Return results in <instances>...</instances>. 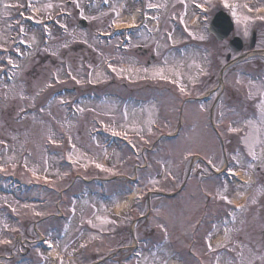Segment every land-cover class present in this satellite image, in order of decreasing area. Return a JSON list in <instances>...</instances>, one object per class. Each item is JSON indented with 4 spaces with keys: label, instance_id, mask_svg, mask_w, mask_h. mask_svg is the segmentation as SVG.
<instances>
[{
    "label": "rangeland",
    "instance_id": "rangeland-1",
    "mask_svg": "<svg viewBox=\"0 0 264 264\" xmlns=\"http://www.w3.org/2000/svg\"><path fill=\"white\" fill-rule=\"evenodd\" d=\"M66 1H70L71 4L67 5ZM90 1L93 2V0H0V166H4L0 175L4 172L8 176L16 175L15 177L30 184L33 189L20 192L14 188L13 195L9 197L0 194V204L3 206L11 204L17 208L16 212L21 218L25 215L28 223H32V225H24L23 234H21L24 237L23 240L27 238L28 241L29 237H33L32 233L35 235L48 233L55 237L57 232L53 230L57 228L56 231H58L62 226H66L63 225L65 221L60 219L59 213L65 211L66 203H63L61 193L67 190L65 198H67L68 207H77V213L73 218L77 220L81 218V223L88 225L89 219L92 220L97 214L100 219L92 221V224L96 225L92 228L100 230V234L103 232L114 236L113 244L108 245L110 249H116L121 245L132 246L129 238L130 231L135 230L137 237H140V233L149 234L152 229L161 231L160 235L157 233V237L177 239L176 249H185L189 246L187 241H193L192 237L188 239L185 237L187 228L190 227L189 230L195 231L194 228L198 223L212 219L210 223L202 225L205 234L200 236L207 237L208 235L222 240L225 239L226 234H229V241L223 244L224 253L221 248L223 246L218 245L220 240L212 245L211 252L206 246L207 242L201 238L200 243L193 249L204 258V264H227L229 260L234 261V264H249V262L264 264V126L258 125L264 120V114L262 115L264 108L259 107V114L256 118H259V121L251 119L252 121L246 123L248 124L246 127L242 126L243 152L236 137L233 138L234 132L232 131L228 132L230 140L226 143L223 145L219 143L216 147L210 144L207 148L206 144L209 142L206 138L212 127L211 111L209 110V115L202 112L204 103L199 102L197 95H183L178 87V85H183L187 92L200 91V94H204L211 88L212 90L208 93L210 97L203 101H205V107H211L215 103L216 95L220 92V88L217 87V75L219 67L225 63L226 51L225 55L222 54V44H217L207 36L205 32L208 24L206 15L197 12L193 4L197 3L205 7L204 5L220 3L221 0H210V2L209 0H183V3L181 0L148 2L145 7L146 13L148 12V14L145 13L146 26L130 31L128 38L130 44L125 51H120L116 47L120 36L115 41L106 44L100 43L95 38L94 32L106 30L113 20L116 24L135 23L137 14L142 12L140 5L134 0H109L110 7L105 9L99 1L97 6L92 7ZM227 2L234 4L235 0H227ZM5 3L20 6L5 10ZM150 3L163 5L161 17L155 16L150 11L152 10L148 7ZM47 4H52L53 7L48 9ZM61 11L67 12L69 16L60 19L58 13ZM229 11L232 15L231 9ZM117 12L119 16L116 15ZM20 13L23 14L19 17ZM33 15H39L40 18H47V20L54 17L59 27L66 26L64 35H58L53 29L50 32V44L46 47L40 46L41 30L32 29L25 18ZM244 17L248 20L245 21ZM181 18L187 23L190 20L192 25L195 22L196 25L195 28L190 26L187 30L193 35H187L183 39L179 37L181 33L175 32L179 25L174 24L178 19L180 25H184L181 23ZM82 19L87 22L85 29L78 27V22ZM157 19L159 22L153 24L152 21ZM241 19L244 23L249 21V17L245 14ZM151 26H156V30L161 27V30L155 35L149 34V31L153 30ZM202 26L203 29H201ZM21 27L25 28V34L20 32ZM169 35L172 39L168 38ZM9 36L16 37L15 42H10ZM200 36L205 38L201 40ZM21 40L30 44V49L20 47L18 43ZM139 47L145 49L148 52L147 55L139 53ZM17 49L22 55L17 54ZM152 56L154 61L150 60ZM203 56L205 59L206 57L213 58L208 63L214 65L215 71L207 78L201 72L202 66H199L202 64ZM9 60L18 67L9 64ZM106 61L113 67L123 68L125 71L117 75L116 72L111 71L109 65H106ZM158 68L165 70L167 80L152 79L153 70ZM144 69L148 71L145 72ZM169 69H174L181 75L177 77L169 72ZM4 72L6 75H11L12 80H5ZM69 72L71 76L68 75ZM205 72L207 73V68ZM199 73H201L200 77L195 80ZM98 74H100L99 78ZM213 75L214 78L211 79ZM73 76L76 79H73ZM240 78L242 94L261 97L264 101L263 86L251 82L247 76ZM77 80L81 83H77ZM89 80L92 82L89 83ZM235 81L234 71L230 69L224 77L227 92L222 91L216 98V103L219 99H223L216 109V116L222 113L223 117L231 123L235 122L232 118H235L236 113H243L247 109L241 105L237 106L236 100L239 94L232 93L238 89ZM123 84L126 86L123 87ZM72 87H76V91L71 99L63 101L53 98L55 92L63 88H68L66 90L70 91ZM169 92L174 94H169ZM89 95L92 96L89 97ZM225 96L228 98L225 99ZM73 98L77 100V103L71 109L70 101ZM246 113L247 111L245 115ZM233 124L235 128L240 126ZM97 127L104 131L108 129L110 132L115 130L128 133L129 137H132L127 138V141L131 142L134 151L127 146L121 147L119 143V147L108 146L105 138H93L92 131ZM62 130L66 133L62 136L65 135V138L70 139V142L65 145H59L58 133ZM175 132L176 139L173 138ZM209 138H214V136L211 135ZM48 144L54 146L49 149V155L45 153L44 147ZM84 151H90V154L87 155L83 153ZM191 151L206 154L213 164L218 165L219 171L228 162V169L234 173H243L249 183L236 186L225 176L222 180L216 177L212 182V178H206L210 173L207 167L199 166V171L191 174L189 186L183 198L180 197L178 205L175 206L181 208L168 209L165 207L160 212H155L153 222L137 220L143 216L144 208L140 210L137 207L135 212L123 216V212L117 213L115 208L124 201V197H119L116 201L118 203L110 204L101 201L96 195L91 198L84 196L86 192L92 193L99 190L98 185L88 184L86 179L92 176L112 178L120 173L129 178L138 177L141 181L139 186L144 184L145 190L154 187L172 190L170 181H160L161 177L158 179L157 175L163 168L169 172L170 176L175 172L178 174L175 182L177 186L181 185L184 175L181 176L179 169L185 168L191 161L194 156L188 155ZM251 152L255 153L256 159H253ZM23 154L25 159L22 157ZM69 156H72V159L79 158V164L76 163L74 169H69L70 167L64 164ZM103 156L108 163H112V167L108 168L111 171L105 172L99 169L97 173L93 169L96 168V163L101 164ZM185 157L188 158L185 159ZM60 159H63L64 163L60 162ZM201 159L207 163L204 156H201ZM221 160L224 163H219ZM121 164L123 167L120 166ZM143 164H148V171L142 169ZM135 167L137 169H134ZM85 169H87L86 172ZM228 169L225 173H228ZM33 170L41 179L37 180L33 176ZM150 175L152 177H149ZM45 180L48 182L46 183ZM135 186L131 181L128 182V188L133 189ZM200 190L216 194L217 203L210 206L204 205V201L198 198ZM74 191H78L77 195L81 194L79 202H74V199L70 197ZM193 195H196V198L192 199ZM220 195L227 196L231 203L220 199ZM30 199L33 202L29 205L25 203ZM158 201L160 200L153 199L152 204L155 205ZM232 201L235 205H243L244 209H239L238 214L235 213ZM2 205L0 207H3ZM30 209L32 212L29 219L27 213ZM228 211L234 215L232 219H235V222L233 225L224 227L215 216L220 212L227 214ZM34 212H42L43 217L37 220L32 215ZM174 218L178 222H173V224ZM1 219L4 220L3 215ZM101 219H107L113 223L103 224ZM134 219L137 222L133 225L131 221ZM175 224H178L177 228ZM75 225L77 227L69 232L71 236L65 243L64 249L67 245L75 246L77 240L83 239L82 235L95 232L91 227ZM118 228L120 233L117 231ZM172 228L177 230V234H173ZM2 232H7L6 226H3ZM219 233L221 235L216 237ZM147 243L149 245L146 248ZM9 244L11 248L15 247V241L12 240ZM153 246L151 241L145 242V248H141L140 259H133L132 263L171 264V261H168L175 256H170L169 247H164L159 253L148 251L151 248L155 249ZM10 253L18 257L19 250ZM59 253L58 251L56 255L52 254L47 257L55 260ZM176 253L179 254L177 251ZM30 255L33 256L34 263H41L42 260L47 259L39 249L31 250ZM1 256L7 255L4 253ZM150 257L153 258L150 259ZM76 259L78 264H94L95 262V258L89 253L87 255L76 253ZM5 260L0 259L6 264ZM62 261L65 264L67 258L65 257Z\"/></svg>",
    "mask_w": 264,
    "mask_h": 264
},
{
    "label": "flooded vegetation",
    "instance_id": "flooded-vegetation-1",
    "mask_svg": "<svg viewBox=\"0 0 264 264\" xmlns=\"http://www.w3.org/2000/svg\"><path fill=\"white\" fill-rule=\"evenodd\" d=\"M235 4L238 5L236 8L237 17L240 18V22L237 23V19L234 24V32L233 37L239 38L242 41V49L239 51L238 54H235V65L240 66L237 71H240L242 68L241 65H246L247 69L251 70L254 74L260 75L261 72H263V75H261V78L259 76L258 80L261 83L264 82V20L260 19V17H264V0H235ZM243 5H246L244 7ZM253 9L252 11H249L248 9ZM259 9V11H257ZM215 12V9L213 10ZM212 12V13H213ZM247 15L249 17V21L247 23H244L242 21L241 16ZM245 30H247V34H245ZM252 42L254 43L253 46ZM225 47L222 46V50H224ZM232 93H239L241 95L240 90H236V92ZM233 97V95H232ZM242 99V98H241ZM261 101V97L254 98L253 100L249 101V104L246 105V102L243 104V107H247L245 111H247L245 115V111L243 113L238 112L235 115V118L232 119L235 120L237 125V128H242V126L246 127L247 122L252 121L251 119H256L258 114V107L256 104H258ZM220 118L223 122L221 123V128H224V125L231 126L235 128L234 124L227 121L226 117H223V114L221 113ZM256 123V122H255ZM242 124V125H241ZM258 125L262 126V123H258Z\"/></svg>",
    "mask_w": 264,
    "mask_h": 264
},
{
    "label": "snow or ice",
    "instance_id": "snow-or-ice-1",
    "mask_svg": "<svg viewBox=\"0 0 264 264\" xmlns=\"http://www.w3.org/2000/svg\"><path fill=\"white\" fill-rule=\"evenodd\" d=\"M209 2H210V0H209ZM221 2L223 3V6H224L225 8H229V9H231L233 17L236 18V19H237V23H239V22H240V18L237 17V12H236V8L238 7V5H236V4H229V3L227 2V0H221ZM104 3H108V0H104ZM181 3H183V0H181ZM19 6H20V5H16V4H7V3L4 4V8H5V10H10V9H12V8L19 7ZM77 6L79 7V5H77ZM243 6L246 7V5H243ZM52 7H53L52 4H47V5H46V8H48V9H50V8H52ZM148 7H149V8L163 7V5H153V4L150 3V4H148ZM196 7L199 8V7H201V5L197 4ZM37 10H39V9H37ZM248 10H249V11H252L253 9L249 8ZM257 11H259V9H257ZM81 15H83V13H81ZM116 15L119 16V13L117 12ZM29 18L31 19V17H29ZM93 19H95V17H93ZM260 19L264 20V17H260ZM244 20L247 21L248 18H247V17H244ZM36 22H37V23H42V21H39V20L36 21ZM113 23H115V21H113ZM181 23H183V19H182V18H181ZM130 26H134V25H130ZM61 27H65V29H66V26H64V25H61ZM185 30L187 31V29H185ZM20 32H21V33L24 32V28H23V27L20 28ZM188 34H189V35H193L191 32H189ZM245 34H247V30H245ZM168 38H169V39H172L171 35H169ZM193 38H196V37H193ZM204 38H205L204 36H200V37H199V39H201V40H203ZM20 43L23 44V43H25V42H24L23 40H21ZM65 47H67L66 44H65ZM3 51H7V49H3ZM16 51H17V54H18V55H22V53H20L19 49H17ZM8 63H9V64H12L13 67H18L17 65L13 64V62H12L11 60H9ZM109 68L111 69V71L116 72L117 75H119V74H121V73H123V72L125 71V69H123V68L117 69V68L113 67L111 64H109ZM144 71L147 72L148 70H147V69H144ZM168 71L171 72L173 75H175V76H177V77H179V76L181 75L178 71H175L174 69H169ZM164 72H165V70H164L163 68L154 69L153 72H152V79H157V78H159V79H161V80H167L168 77L165 76ZM201 72H202L204 75H207V73H206L203 69H201ZM68 75L71 76V75H72L71 72H69ZM99 75H100V74H98V78H99ZM72 78H73V79H76L74 76H73ZM57 82H59L58 78H57ZM76 82H77V83H81V81H79V80H77ZM91 82H92V81L89 80V83H91ZM170 82H175V81H170ZM237 83H240V81H237ZM178 87H179V91H180L181 94H183V95H187V94H188L187 91H186V89H185V87H184L183 85H178ZM22 98H23V97H22ZM81 111H82V110H81ZM229 131L237 132V131H239V129H237V128H233V127L229 126ZM149 132H151V128H149ZM112 135H113V136H119V135H121V133H119V132L113 130V131H112ZM126 138H127V137H126V135H125V139H126ZM130 143H131V142H130ZM250 154L253 155V159H256V156H255V153H254V152H251ZM188 155L190 156V155H192V153H189ZM187 158H188V157H185V159H187ZM69 159L72 160V156H69ZM72 162L75 163L76 161L73 160ZM219 163L222 164V163H224V161L221 160ZM208 164L212 165V167L215 168L216 171H219V167H218V165H217V164H213V161H212L211 159L208 160ZM197 166H199V165H197ZM95 167L98 168V169H100L101 171H105V172L111 171L110 169L105 168L102 164H99V163H96V164H95ZM0 171H3V169L0 168ZM228 173H229V175H235V173H234L231 169H228ZM33 176H35L37 180L41 179L39 176H36V172H35V170H33ZM45 182L47 183L48 181L45 180ZM225 191H226V189H225ZM220 199L224 200L226 203H231V201H230V200L228 199V197L225 196V195H220ZM253 202H255V201H253ZM73 211H74V209H73ZM35 215L40 216V215H42V213H40V212H36ZM98 219H100V218H98ZM88 223H89L90 225H92L93 227H96V225H93V224H92V221H91V220H89ZM101 223H103V224H107V223H113V222H112V221H109V220H107V219H101ZM9 243H11L10 240H3V241H0V244H9ZM46 243H47V245H48V247H49L50 249L53 248V244H52V242H50V241H46ZM85 246H86V245H81V247H85ZM208 248H209L210 251L212 250L211 243H208ZM217 259H219V258H217ZM61 264H63V261H61ZM227 264H234V261L229 260V261H227ZM249 264H252V262H249Z\"/></svg>",
    "mask_w": 264,
    "mask_h": 264
},
{
    "label": "bare ground",
    "instance_id": "bare-ground-1",
    "mask_svg": "<svg viewBox=\"0 0 264 264\" xmlns=\"http://www.w3.org/2000/svg\"><path fill=\"white\" fill-rule=\"evenodd\" d=\"M133 25H134V24H133ZM119 28H121V26H119ZM241 174H242V177H244L243 173H241ZM247 180H248V179H246V177L242 178V182H244V183H246ZM247 183H248V182H247ZM134 197H135V195L133 194V195L130 196L127 200H124V201L120 202V203L116 206L115 211H116L117 213H121V212H123V211H126V210L130 207V205H131L132 200L134 199Z\"/></svg>",
    "mask_w": 264,
    "mask_h": 264
},
{
    "label": "water",
    "instance_id": "water-1",
    "mask_svg": "<svg viewBox=\"0 0 264 264\" xmlns=\"http://www.w3.org/2000/svg\"><path fill=\"white\" fill-rule=\"evenodd\" d=\"M230 26H231V23H230L229 19L226 16H223L221 19L220 18L215 19V22L213 23V30L215 32L218 28L219 29H221V28H224V29L230 28L231 29Z\"/></svg>",
    "mask_w": 264,
    "mask_h": 264
}]
</instances>
